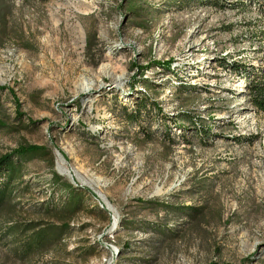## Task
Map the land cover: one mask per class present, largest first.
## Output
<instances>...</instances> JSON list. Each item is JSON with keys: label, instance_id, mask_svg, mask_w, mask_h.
<instances>
[{"label": "rangeland", "instance_id": "rangeland-1", "mask_svg": "<svg viewBox=\"0 0 264 264\" xmlns=\"http://www.w3.org/2000/svg\"><path fill=\"white\" fill-rule=\"evenodd\" d=\"M212 1L0 0V264H264V0Z\"/></svg>", "mask_w": 264, "mask_h": 264}, {"label": "trees", "instance_id": "trees-1", "mask_svg": "<svg viewBox=\"0 0 264 264\" xmlns=\"http://www.w3.org/2000/svg\"><path fill=\"white\" fill-rule=\"evenodd\" d=\"M206 2L213 4V5H218L220 7L224 6L223 4H220V3L216 2V1H212V0H206ZM237 5L243 6V3H237ZM257 8L259 11H261L262 14H264V5L257 6ZM157 64L163 66L166 69H169L168 63L160 64L158 62ZM228 66L233 67L234 71L237 70V67H236L237 65L235 62L228 63ZM258 74H259V76L258 75L253 76L251 79H249V81L247 83V88L249 90L250 100L253 103V105L255 106L256 110L258 112H261L264 114V70L261 69ZM14 101L16 102L15 99H14ZM140 107L144 108V105H142L141 103L138 104L136 107L137 109H136L135 113L139 112ZM122 110H123V113L126 116V118L134 120V121L137 120V118H138V117H136L137 115H135L132 111H127V109H125V108ZM194 128H195L196 132H198V134H200L203 137L210 135L209 127H206V126L200 125V124H196V126ZM41 151H42V147L37 146V145H22V146H18L17 148L11 150L8 153H5L2 156H0V209L6 203H9V197L11 194L12 182L15 178V172H16L17 168L20 166L19 165V158L22 156H25V155L34 154V153L41 152ZM56 211L52 210L51 212H56ZM45 212L49 213V210H47ZM59 212L62 213V211H59ZM57 220L59 221L60 219H57ZM49 226L50 227H47V226L42 227L43 229L42 228L37 229L35 231L34 236H36V235H39V236L36 239H38L40 237V234L42 231L47 230V229H52V230L53 229H59L60 232L62 233L63 230L65 229L66 225L65 226H63V225H60V226L49 225ZM36 239L33 242H35ZM42 244H44V243H42ZM42 244L39 243L37 245V248H39L40 246H43ZM31 248H32L31 243H25V250L31 251L32 250ZM208 264H217V263L210 262ZM224 264H228V263H224Z\"/></svg>", "mask_w": 264, "mask_h": 264}]
</instances>
